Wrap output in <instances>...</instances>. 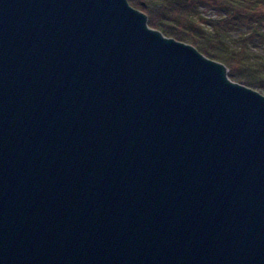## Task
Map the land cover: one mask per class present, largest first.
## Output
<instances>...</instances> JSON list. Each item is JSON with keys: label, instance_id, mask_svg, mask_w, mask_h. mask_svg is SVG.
Segmentation results:
<instances>
[{"label": "water", "instance_id": "95a60500", "mask_svg": "<svg viewBox=\"0 0 264 264\" xmlns=\"http://www.w3.org/2000/svg\"><path fill=\"white\" fill-rule=\"evenodd\" d=\"M128 0H0V264H264V94Z\"/></svg>", "mask_w": 264, "mask_h": 264}, {"label": "trees", "instance_id": "16d2710c", "mask_svg": "<svg viewBox=\"0 0 264 264\" xmlns=\"http://www.w3.org/2000/svg\"><path fill=\"white\" fill-rule=\"evenodd\" d=\"M167 37L224 63L230 79L264 93V0H128ZM206 5L218 18L201 15Z\"/></svg>", "mask_w": 264, "mask_h": 264}, {"label": "rangeland", "instance_id": "374dc122", "mask_svg": "<svg viewBox=\"0 0 264 264\" xmlns=\"http://www.w3.org/2000/svg\"><path fill=\"white\" fill-rule=\"evenodd\" d=\"M201 15L204 19L206 18H218V13L215 10L210 9L208 6L203 5L200 8ZM238 82V81H237ZM259 91V90H258ZM262 93V92H261ZM264 94V93H263Z\"/></svg>", "mask_w": 264, "mask_h": 264}]
</instances>
